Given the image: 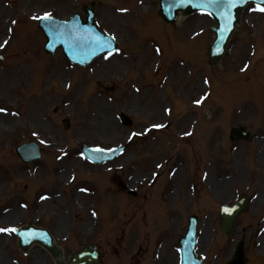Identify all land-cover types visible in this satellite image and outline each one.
I'll use <instances>...</instances> for the list:
<instances>
[{"label":"rangeland","instance_id":"1","mask_svg":"<svg viewBox=\"0 0 264 264\" xmlns=\"http://www.w3.org/2000/svg\"><path fill=\"white\" fill-rule=\"evenodd\" d=\"M92 2L99 29L119 51L88 68L59 52L45 55L33 17L83 16ZM157 2L0 0L8 16L0 107L14 122L0 131V228H46L65 259L90 245L100 264H178L177 238L195 215L204 264H225L241 236L246 264H264V13L248 6L213 67L206 61L213 21L193 14L170 26ZM240 124L250 136L229 142L230 128ZM29 141L42 157L24 164L14 152ZM82 145L127 147L93 166L81 157ZM244 194L251 204L224 236L219 208ZM15 246L12 233L0 232V264H54L38 246L27 254Z\"/></svg>","mask_w":264,"mask_h":264},{"label":"water","instance_id":"2","mask_svg":"<svg viewBox=\"0 0 264 264\" xmlns=\"http://www.w3.org/2000/svg\"><path fill=\"white\" fill-rule=\"evenodd\" d=\"M252 3V0H249ZM248 3V4H249ZM159 14L161 19L164 21L174 24L178 19L177 16L190 15L196 11H201V9L194 7L192 4H185L182 7H175L174 0H159ZM246 5H240L231 9V19H223L220 16V12L223 10H217L215 7L206 9L205 13L209 14L212 19H214L216 26L211 30L214 35V40L209 48L208 62L217 66L222 59L225 52L228 40L233 33L235 26L239 24L240 14ZM84 20H81L78 14L72 15L68 21H60L53 18V21L57 26H62L65 23L68 24L69 28H75L77 31L74 35H78L80 38L88 40L94 39L96 34H100L105 40H109L110 37L102 35L96 26L94 25V3H92L91 8L88 10L84 7ZM50 22L40 20L39 28H41L44 38H46V43L44 46V51L49 53H54L56 49H61L62 53L69 58V60L77 65L88 66L96 57L104 53H108L115 49L114 42L112 40L110 48L104 51L96 50L93 54V48L89 45L87 47H82L75 49L70 47L71 41L68 37H60L56 33L50 30ZM63 27H58V31H64ZM1 59V57H0ZM124 121L128 120L125 118ZM244 127H239L238 129H232L230 132V139L232 141H238L240 139H246L248 133L244 132ZM84 156L94 163H103L113 158L115 155L123 151V147L114 152H102L95 153L91 149L81 148ZM17 155L22 162H30L39 158V150L37 146L33 143H28L22 145L16 149ZM112 154V155H111ZM249 198L244 196L235 206L222 207L220 210V228L226 234L229 235L232 231L233 225L238 218V214L244 212L248 206ZM186 235L180 238V263L181 264H200L194 257V244H195V228L196 219L191 218L189 221V226L187 227ZM20 233H28L27 237L21 235ZM17 237V246L23 252L27 253L31 245L37 244L42 246L49 255L53 258L55 264H99L97 251L94 247H84L77 254L71 255L67 262L63 261L62 250L53 245V239L49 232L45 229L36 228L30 224L19 228L17 233H14ZM234 254L229 262L226 264H245L246 258L244 255L243 248V238L237 243Z\"/></svg>","mask_w":264,"mask_h":264},{"label":"snow or ice","instance_id":"3","mask_svg":"<svg viewBox=\"0 0 264 264\" xmlns=\"http://www.w3.org/2000/svg\"><path fill=\"white\" fill-rule=\"evenodd\" d=\"M249 3V0H174V5L175 7H182L185 4H192L194 7H197L201 9L202 12H204L206 9L215 7L217 10H221L220 16L223 19L230 20L231 19V9L240 6V5H247ZM252 3L255 4V7H250L249 11L253 12H260L264 13V0H252ZM119 11H126L124 9H119ZM211 14V13H207ZM33 19L36 20H43V21H49L50 22V30L53 33H56L60 37H68V39L71 41L70 47L79 49L82 47H87L91 46L93 48V54H95L96 50L99 51H104L105 49H109L113 38H110L109 40H105L100 34H96L94 39H82L78 35H74V33L77 31L75 28H69L68 24L65 23L62 26H57L55 22L53 21V16L50 12H44L42 15H38L33 17ZM15 23V21H13ZM58 27H63L65 29L64 31H58ZM5 44L7 41L4 42ZM4 47V44H0V48ZM116 51H119L116 49ZM159 51V50H157ZM108 55H111V51H109ZM108 57L105 56V59ZM247 67V66H245ZM207 82V81H206ZM203 99V98H202ZM195 103L200 104L201 100L195 101ZM6 111L3 108H0V112ZM166 111H168L166 109ZM163 125H154V127H162ZM33 135H36V133H33ZM133 136L136 135V133L132 134ZM131 138V137H130ZM41 143H45V141H41ZM93 152L95 153H102L105 151V149L96 147L92 149ZM109 152H114L116 151L115 149H107ZM159 167V165H158ZM45 197H41V199H44ZM95 214V213H93ZM0 232L2 233H17L18 229L15 227H5V228H0ZM21 235L27 237L29 234L28 233H20Z\"/></svg>","mask_w":264,"mask_h":264},{"label":"bare ground","instance_id":"4","mask_svg":"<svg viewBox=\"0 0 264 264\" xmlns=\"http://www.w3.org/2000/svg\"><path fill=\"white\" fill-rule=\"evenodd\" d=\"M177 17H179V16H177ZM7 18H8V16L3 11H0V36L3 33L4 24L7 23V21H8ZM0 108H2V107H0ZM96 116H97V114L94 117L95 119H96ZM97 120H99V118ZM8 126L10 128L14 127V122L9 120L8 115L4 116L3 112H0V131L1 132L8 131L9 130L7 128ZM261 241L264 243V233L261 234Z\"/></svg>","mask_w":264,"mask_h":264}]
</instances>
